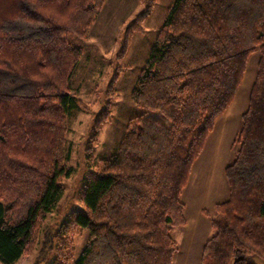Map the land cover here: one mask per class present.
<instances>
[{
	"label": "trees",
	"instance_id": "trees-1",
	"mask_svg": "<svg viewBox=\"0 0 264 264\" xmlns=\"http://www.w3.org/2000/svg\"><path fill=\"white\" fill-rule=\"evenodd\" d=\"M104 2L0 0L5 264L36 245L73 171L65 165L67 118L87 105L70 93V78ZM153 4L148 0L126 25L119 55L135 32H143L140 23ZM253 52H259L256 72L224 170L228 197L214 204L213 217L204 210L213 233L199 264H255L250 255L264 261V0H174L130 91L142 112L128 118L116 151L84 172V209L69 212L49 232L44 242L56 243L48 264H173L178 248L170 231L185 224L180 195ZM107 107L95 117L96 131L109 117ZM80 230L88 238L74 259Z\"/></svg>",
	"mask_w": 264,
	"mask_h": 264
},
{
	"label": "rangeland",
	"instance_id": "rangeland-1",
	"mask_svg": "<svg viewBox=\"0 0 264 264\" xmlns=\"http://www.w3.org/2000/svg\"><path fill=\"white\" fill-rule=\"evenodd\" d=\"M173 1L154 0L152 11L140 23L143 32H135L129 39L126 52L119 55L123 30L146 7L148 0H105L87 38L82 41L85 51L70 78V93L87 105L85 110H71L67 118L68 158L65 165L73 171L63 179V195L54 210L43 219L36 245L12 264H48L54 257L56 243L55 238L52 242H44L49 232L65 220L69 212L84 209L80 200L84 172L94 168L99 159L116 151L126 121L142 112L131 100L130 91L154 42L157 28L163 23L167 8ZM258 58L259 52L249 56L232 102L216 119L192 165L180 195L185 205V224L170 231L178 248L173 264H199L201 244L213 233L210 217L204 210L213 217L214 204L228 197L224 170L234 157L236 146L233 140L241 125V114L247 107ZM115 72H118L117 79L111 92H107V85ZM106 105L109 117L96 131L95 117ZM73 238L75 259L84 247L88 233L80 230ZM249 259L255 264H264L257 256L250 255ZM0 264L5 263L0 261Z\"/></svg>",
	"mask_w": 264,
	"mask_h": 264
},
{
	"label": "crops",
	"instance_id": "crops-1",
	"mask_svg": "<svg viewBox=\"0 0 264 264\" xmlns=\"http://www.w3.org/2000/svg\"><path fill=\"white\" fill-rule=\"evenodd\" d=\"M217 218H218V217H217ZM217 218H216V219H217ZM205 240H206V239L204 238V240H203V242H202V244H201V247L203 246V243H204ZM200 256H201V254H200Z\"/></svg>",
	"mask_w": 264,
	"mask_h": 264
}]
</instances>
